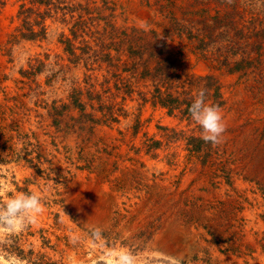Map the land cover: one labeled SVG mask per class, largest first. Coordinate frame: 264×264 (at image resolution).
Instances as JSON below:
<instances>
[{"label": "rangeland", "instance_id": "rangeland-1", "mask_svg": "<svg viewBox=\"0 0 264 264\" xmlns=\"http://www.w3.org/2000/svg\"><path fill=\"white\" fill-rule=\"evenodd\" d=\"M31 2L0 0V182L45 211L6 250L103 264L99 229L145 256L264 264V0ZM201 87L216 147L188 111Z\"/></svg>", "mask_w": 264, "mask_h": 264}, {"label": "clouds", "instance_id": "clouds-1", "mask_svg": "<svg viewBox=\"0 0 264 264\" xmlns=\"http://www.w3.org/2000/svg\"><path fill=\"white\" fill-rule=\"evenodd\" d=\"M139 27L148 31L151 26L147 21L141 20ZM207 94L208 89L201 87L188 111L191 120L201 130L200 138L206 144L216 147L224 142L227 124L222 108L218 104L208 102ZM7 169L8 165L0 164V170L6 172ZM37 182L44 186L43 191L45 192L49 191L51 185L54 184L53 180L44 178H37ZM7 190V185L0 182V264H28L27 260L7 251L6 248L12 244L10 239L12 235L23 232L29 225L37 223L38 217L45 211V205L39 192H17L8 196ZM62 215L68 217L63 210ZM78 239V237H73V243H76ZM101 239L104 241L103 244H100ZM87 242H90L93 248L103 250L101 257L103 264H184V257L180 254L171 255L156 250L145 256L127 247H107L99 229L92 232Z\"/></svg>", "mask_w": 264, "mask_h": 264}, {"label": "trees", "instance_id": "trees-1", "mask_svg": "<svg viewBox=\"0 0 264 264\" xmlns=\"http://www.w3.org/2000/svg\"><path fill=\"white\" fill-rule=\"evenodd\" d=\"M22 1H25V0H22ZM53 2H54V0H32L31 4L34 5V6L39 4L40 6L44 5V6L48 7V10H47V15H48L53 10L52 9L53 6H54V5H52V4H54ZM25 7H26V4H23L21 6V10H20L19 16L21 17V16L25 15L26 16L25 19L27 20V19L30 18L29 15L34 13V9L30 8V9L24 10ZM44 17L45 16H43V20H44ZM26 24H28V23H26Z\"/></svg>", "mask_w": 264, "mask_h": 264}]
</instances>
